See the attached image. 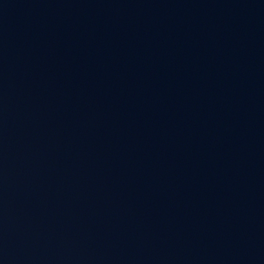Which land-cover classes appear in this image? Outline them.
Instances as JSON below:
<instances>
[{
  "label": "water",
  "instance_id": "95a60500",
  "mask_svg": "<svg viewBox=\"0 0 264 264\" xmlns=\"http://www.w3.org/2000/svg\"><path fill=\"white\" fill-rule=\"evenodd\" d=\"M0 264H264V0H0Z\"/></svg>",
  "mask_w": 264,
  "mask_h": 264
}]
</instances>
